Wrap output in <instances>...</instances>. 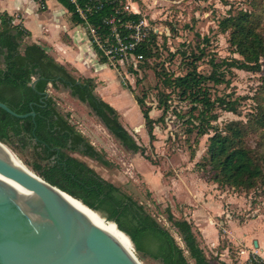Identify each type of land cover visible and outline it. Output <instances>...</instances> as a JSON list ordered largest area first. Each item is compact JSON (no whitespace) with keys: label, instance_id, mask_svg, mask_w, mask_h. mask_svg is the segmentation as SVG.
<instances>
[{"label":"trees","instance_id":"trees-1","mask_svg":"<svg viewBox=\"0 0 264 264\" xmlns=\"http://www.w3.org/2000/svg\"><path fill=\"white\" fill-rule=\"evenodd\" d=\"M57 1L71 13L75 24L84 25L77 11L79 5L86 12L88 22L102 36L110 32V26L103 22L104 18L116 11L120 27L121 23H139L143 20L140 13L124 10L125 0ZM258 25L253 12L249 10L225 17L220 27L223 31H230L231 45L240 57L218 61L212 56L209 74L202 73L197 64L206 55L203 50L200 54H189L188 57L192 59L184 62L187 65L185 74L175 76L164 69L159 73L162 84L158 91V107L163 111L160 119L164 120L170 108L168 102L174 95L192 104L188 120L193 125L190 131L196 130L198 136L209 135L204 168L211 173V180L219 187L251 190L264 181V153L254 150L246 139L252 125L243 121H233L224 127L213 124L218 118L215 112L217 107L237 113L238 98L231 99V94L213 98L210 84L228 83L227 73L233 69H261L264 36ZM156 35L151 33L135 50L137 54H144V60L153 56L152 46ZM30 36V31L21 24H15L11 15L0 14V101L19 114L36 113L35 117L21 118L0 107V141L17 154L14 146L16 139L24 146L32 145L41 162L25 164L47 182L99 212L106 223L115 222L119 233L123 231L131 238L134 248L130 241L126 243L121 238L123 244L139 259L150 258L161 264H228L220 259L212 261L208 257L193 222L177 218L168 206L167 221L176 229L184 245L181 246L171 231L144 204L74 155L79 153L107 167L112 166L106 154L70 122L69 114H63L58 109L56 101L48 93L50 85L56 89L62 84L72 96L89 105L104 127L129 151L145 155L146 147L139 144L125 127L118 110L97 94L94 79L76 77L42 45L26 42ZM97 54L100 61L105 63L106 58L99 50ZM34 79L37 82L32 87ZM135 99L153 141L156 120L151 116L152 108L146 105L145 94L143 97L135 96Z\"/></svg>","mask_w":264,"mask_h":264},{"label":"rangeland","instance_id":"rangeland-1","mask_svg":"<svg viewBox=\"0 0 264 264\" xmlns=\"http://www.w3.org/2000/svg\"><path fill=\"white\" fill-rule=\"evenodd\" d=\"M125 3L138 10L148 23L149 37L153 32L157 34L152 46L153 56L138 62L137 70L129 74V79L126 77L129 63L119 64L120 71L108 64L117 73L122 85L134 96L143 97L145 94V103L152 108L151 116L156 120L153 141L147 129L141 132L140 126L135 127L140 120L144 121L140 107L137 105L136 109L129 99L123 100L126 107L132 106L131 110L124 111V124L131 130L136 129L133 136L146 147L145 155L134 153L129 159L117 140L91 112L68 98L59 86L55 89L50 85L48 93L56 101L58 109L63 114H69L70 122L106 154L114 169L110 171L102 163L79 153L74 155L144 204L184 246L176 229L167 221V204L175 198L176 189L182 191L184 183H213L211 173L204 168L209 135L198 136L196 130L190 131L193 125L188 120L192 104L176 95L168 102L170 108L164 120L160 119L163 111L158 107V91L162 84L159 73L164 69L175 76L185 74V60H191L189 54H200L201 50L206 55L197 64L204 74L212 70L209 63L212 56L218 61L240 57L231 45L230 31H223L220 22L231 14L249 10L253 12L259 23L258 29L264 36V0H125ZM53 4L54 0H51L50 6ZM41 8L45 7L41 5ZM66 66L76 77L86 78L71 65ZM227 78L228 83H210L212 97L231 94V99L238 98V111L235 113L217 107L218 118L213 124L224 127L233 121H243L252 125L246 137L247 143L254 150L264 153V56L260 70L233 69L227 73ZM216 186L226 195L225 207L231 216L219 218L224 223L221 228L227 226L225 221L229 219L242 226L251 224L249 228H264V181L251 190ZM187 193H190L189 189ZM174 211L175 216L180 218L179 208L174 207ZM207 255L212 261L218 259L212 252ZM139 260L141 264H161L150 258Z\"/></svg>","mask_w":264,"mask_h":264},{"label":"water","instance_id":"water-1","mask_svg":"<svg viewBox=\"0 0 264 264\" xmlns=\"http://www.w3.org/2000/svg\"><path fill=\"white\" fill-rule=\"evenodd\" d=\"M36 82L34 79L31 86ZM58 86L100 121L89 105L72 96L62 84ZM0 107L21 118L36 115L35 111L19 114L1 101ZM117 142L132 159L134 152ZM14 143L19 154L0 141V264H141L135 253L126 250L64 196L72 195L24 164L41 162L32 145L24 146L17 139ZM124 234L134 248L131 238Z\"/></svg>","mask_w":264,"mask_h":264},{"label":"crops","instance_id":"crops-1","mask_svg":"<svg viewBox=\"0 0 264 264\" xmlns=\"http://www.w3.org/2000/svg\"><path fill=\"white\" fill-rule=\"evenodd\" d=\"M50 3L51 0H0V14L11 15L15 24H21L30 31L28 39L42 45L58 62L71 65L84 77L94 79L95 91L118 110L124 124V111L131 110L132 106L126 107L123 100L129 99L136 109L139 106L132 91L122 85L112 68L98 59L84 26L75 24L71 13L57 0L52 7ZM143 125L145 119L135 127L140 126L143 132L147 129ZM127 129L132 134L136 130ZM216 187L214 182L208 181L184 183L182 191H174L175 198L167 206L174 214V207L179 208L180 218L193 222L207 254L212 252L228 264H246L253 249L264 257V228H249L251 224L242 226L232 219L226 220L227 226L221 228L224 223L219 218L231 216L225 207L226 195ZM188 189L190 193H187ZM241 250L245 252L241 253Z\"/></svg>","mask_w":264,"mask_h":264},{"label":"built area","instance_id":"built-area-1","mask_svg":"<svg viewBox=\"0 0 264 264\" xmlns=\"http://www.w3.org/2000/svg\"><path fill=\"white\" fill-rule=\"evenodd\" d=\"M73 2H76V0H73ZM124 10L128 13H139L138 10L133 9V7L127 3H125ZM77 11L84 20L83 26L86 29L96 54L99 50L106 58L105 63L107 65H112L119 71V64H124L125 62L129 63V69L128 72H126V74H128L126 77L129 79V74H132L133 70H137L138 62L144 60V54H137L135 50L144 39L149 37L148 23L144 20L139 23L128 21L127 23H121L120 27V19L116 17L118 11H116L104 18L103 22L110 26V32L102 36L97 28L88 22L86 12L83 11L79 5H77ZM240 252L244 253L245 250H241ZM246 264H264V257L253 249L249 252Z\"/></svg>","mask_w":264,"mask_h":264},{"label":"bare ground","instance_id":"bare-ground-1","mask_svg":"<svg viewBox=\"0 0 264 264\" xmlns=\"http://www.w3.org/2000/svg\"><path fill=\"white\" fill-rule=\"evenodd\" d=\"M15 157H17V155H15ZM64 196L67 197V199L71 203H73L76 207L80 208L83 212H85L94 223L100 225L106 232H108L110 235L116 238L126 250H128L129 252H133L130 248H128V246L126 247L123 244L121 238L124 241H126V243L127 242L129 243L130 240L123 232H120L121 235L123 234L122 236H120V233L118 232L119 229L117 227V224H115L114 222L105 223V220L103 219V217L99 212L92 210L91 208L83 204L81 201L75 200V198H73L72 196H68L67 194H64Z\"/></svg>","mask_w":264,"mask_h":264},{"label":"flooded vegetation","instance_id":"flooded-vegetation-1","mask_svg":"<svg viewBox=\"0 0 264 264\" xmlns=\"http://www.w3.org/2000/svg\"><path fill=\"white\" fill-rule=\"evenodd\" d=\"M45 97H47V96H45Z\"/></svg>","mask_w":264,"mask_h":264}]
</instances>
